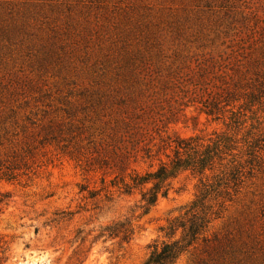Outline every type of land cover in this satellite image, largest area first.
<instances>
[{
	"label": "rangeland",
	"instance_id": "rangeland-1",
	"mask_svg": "<svg viewBox=\"0 0 264 264\" xmlns=\"http://www.w3.org/2000/svg\"><path fill=\"white\" fill-rule=\"evenodd\" d=\"M203 197L175 264H264V0H0V264H142Z\"/></svg>",
	"mask_w": 264,
	"mask_h": 264
},
{
	"label": "trees",
	"instance_id": "trees-1",
	"mask_svg": "<svg viewBox=\"0 0 264 264\" xmlns=\"http://www.w3.org/2000/svg\"><path fill=\"white\" fill-rule=\"evenodd\" d=\"M177 145V156L176 161L170 170L166 164H163L158 170L152 173H148L147 176L136 177L134 180L136 181V185H141L147 182H150L151 179H155L154 185L149 189L145 190L143 193V200L146 201L147 205H153L157 202L159 194L166 195L170 189V183L168 182L169 178L175 176V170L179 167L185 166H193L197 168L199 166L200 169L203 168L204 163H207L210 158V150L206 149L205 152H202V156L200 161L195 160V157H190L189 151L194 149L191 147L190 143H186L185 139H179ZM186 143V144H185ZM185 144V145H184ZM184 148L188 158H183L180 149ZM197 152V151H196ZM190 157V158H189ZM201 166V167H200ZM198 208L201 210L198 211ZM194 209L192 218L187 221L181 222H172L169 225V235L173 237L178 229L182 228V237L180 239H176L174 241H163L161 244L155 242L153 245V250L149 254V256L142 262V264H175L179 257L188 250V248L192 245V243L197 239V237L205 230L207 224L209 223V219L207 213L205 211V197L200 200H196L193 202ZM121 228L124 225L120 226ZM112 234L116 231L119 232L118 228H114V226L108 227Z\"/></svg>",
	"mask_w": 264,
	"mask_h": 264
}]
</instances>
